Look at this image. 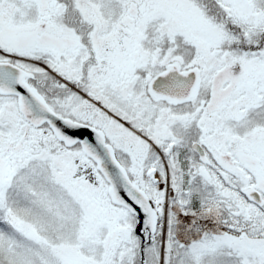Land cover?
<instances>
[{
  "label": "snow or ice",
  "instance_id": "1",
  "mask_svg": "<svg viewBox=\"0 0 264 264\" xmlns=\"http://www.w3.org/2000/svg\"><path fill=\"white\" fill-rule=\"evenodd\" d=\"M0 264H264V0H0Z\"/></svg>",
  "mask_w": 264,
  "mask_h": 264
}]
</instances>
